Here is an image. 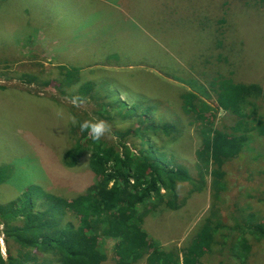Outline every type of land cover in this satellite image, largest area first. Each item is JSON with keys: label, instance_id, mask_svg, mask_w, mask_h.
Returning <instances> with one entry per match:
<instances>
[{"label": "rangeland", "instance_id": "374dc122", "mask_svg": "<svg viewBox=\"0 0 264 264\" xmlns=\"http://www.w3.org/2000/svg\"><path fill=\"white\" fill-rule=\"evenodd\" d=\"M15 1L0 2V85L5 89H0V206L29 185H39L55 197L70 201L93 183L89 154L82 153L71 169L64 167L61 155L85 140L84 132L70 118L97 119L94 111L110 100L106 95L114 91L113 87L97 89L100 93L94 96L98 100L77 105L55 88L42 87L45 80L61 76V66L75 67L79 83L113 80L116 97L128 101L129 106L150 102L157 106L159 115L167 114L173 120L176 142L165 147L192 182L179 183L174 207H156L144 219L143 228L166 251L197 244L211 210L212 190L209 177L201 182L196 168L201 165L197 155L198 120L183 115L180 95L189 93L213 108L214 95L207 83L216 75L230 76L237 83L257 84L264 91V2L195 0L198 7L193 8L186 5V0ZM39 2L36 12L34 6ZM217 40H222V47L212 46ZM26 74L37 77L38 84L23 83L19 78ZM18 90L23 91L20 98L9 97ZM55 91L65 109L51 100L57 96ZM67 93L75 95V88ZM192 105L200 107L198 100ZM112 113H105V118L113 116V121L102 119L110 131L124 126ZM217 115L226 118L223 112ZM51 126L58 127L57 132L50 131ZM110 131L101 139L118 145L120 139L111 137ZM125 141L136 157L139 143ZM252 142L240 159L224 164V216L235 215V204L244 210L249 206L264 216V136L254 133ZM45 211L34 210L39 215ZM60 215L61 219L59 214L54 218L63 227L80 224L79 214ZM12 225L20 226L21 221L16 219ZM249 242L248 264H264V243ZM114 245V240L103 244L107 258L102 264L113 263ZM0 248L4 258H13L19 264H60L54 255L26 251L5 234L3 225ZM208 260L210 264H233L225 251Z\"/></svg>", "mask_w": 264, "mask_h": 264}, {"label": "trees", "instance_id": "16d2710c", "mask_svg": "<svg viewBox=\"0 0 264 264\" xmlns=\"http://www.w3.org/2000/svg\"><path fill=\"white\" fill-rule=\"evenodd\" d=\"M186 1V5L198 7L195 0ZM207 1L210 0H201V3ZM11 2L14 4L16 1ZM38 7L40 2L34 6L36 12ZM222 45V40H217L212 46L219 48ZM60 70L64 71L60 72L59 78L45 80L42 87L55 88L61 95L71 100L77 99L78 103L98 100L94 96L97 89L113 87L114 91L106 95L110 96V100L97 106L99 109L94 113L97 119L113 121V116L105 118V113L113 111L112 115L124 125L110 131L111 137L120 139L119 146L109 145L102 139L94 141L84 132L83 144L65 150L61 162L71 169L82 153L89 154L88 168L94 176L90 187L70 201L55 197L39 185L23 188L13 200L0 206V225H3L5 234L20 243L26 251L54 255L60 264H102L107 258L103 247L106 240L115 241L112 264H134L144 259L146 264H210L209 257L222 251L233 264H248L251 251L249 241L264 243V216L249 206V210H244L237 204L233 205L236 207L234 216L230 218L222 214L226 188L223 167L225 162L242 157L253 144L254 133L264 136L262 88L257 84L237 83L230 76L216 75L207 83L214 95L213 108L189 93L180 95L183 115L198 120L197 155L203 166L196 168L201 174V182L205 183L204 178L209 177L213 200L209 216L199 232L200 241L195 245L166 251L150 238L143 223L156 207L164 205L173 208L178 184L192 182L187 171L174 162L172 153L165 147L167 143L176 142L177 126L167 114L159 115L153 103L140 102L129 106L128 101L116 97L118 90L113 80L79 83L77 68L61 66ZM19 79L26 84H38L37 77L31 74ZM71 88H75V95L67 93ZM0 89L5 90L1 85ZM56 97L60 95L51 100L56 102L58 108L65 109ZM194 100L199 101L200 107L192 105ZM67 111L70 115L72 108L69 107ZM222 112L226 118L218 117L217 114ZM157 136L165 139L162 141ZM129 139L139 143L136 157L125 141ZM262 178L264 184V172ZM37 208L46 211L39 215L34 212ZM65 212L79 214L78 227L71 224L63 227L54 218L59 214L61 219L60 214ZM16 219L21 221L20 226L12 225ZM0 264L19 262L4 258L0 248Z\"/></svg>", "mask_w": 264, "mask_h": 264}, {"label": "clouds", "instance_id": "9594fccd", "mask_svg": "<svg viewBox=\"0 0 264 264\" xmlns=\"http://www.w3.org/2000/svg\"><path fill=\"white\" fill-rule=\"evenodd\" d=\"M72 103L73 105H77L78 100L74 98ZM70 119L74 126H78L81 132H86L94 141H99L110 131L109 125L102 119H86L80 121L75 116H72Z\"/></svg>", "mask_w": 264, "mask_h": 264}, {"label": "crops", "instance_id": "0c3cea01", "mask_svg": "<svg viewBox=\"0 0 264 264\" xmlns=\"http://www.w3.org/2000/svg\"><path fill=\"white\" fill-rule=\"evenodd\" d=\"M190 57H191V55H190ZM3 92H5V91H3ZM3 92H2V94H3ZM7 92V91H6ZM21 92H23V91H21V90H18V92H15V93H13L11 96H9V97H13V98H20L21 97V95H22V93ZM26 93V92H25ZM6 94H9L10 95V93L8 92V93H6ZM5 95V94H4ZM28 95H30V97L32 96L31 94H28ZM32 97H36L37 98V96H32ZM34 102H35V100H33ZM57 128L58 127H56V126H51V130L50 131H56L57 132ZM56 135V134H55Z\"/></svg>", "mask_w": 264, "mask_h": 264}]
</instances>
